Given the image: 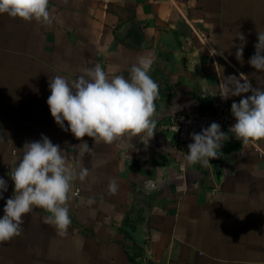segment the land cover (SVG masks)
<instances>
[{"label":"crops","instance_id":"1","mask_svg":"<svg viewBox=\"0 0 264 264\" xmlns=\"http://www.w3.org/2000/svg\"><path fill=\"white\" fill-rule=\"evenodd\" d=\"M49 9L50 26L0 14V178L8 186L0 218L26 142L46 136L69 164L81 163L82 141L47 105L53 76L72 80L98 63L110 77L128 78L139 57H151L149 75L160 85L156 132L123 147L85 136L90 174L73 183L68 234L37 209L23 217L20 236L0 243V264H264V139L244 144L224 132L219 157L207 166L186 161L183 170L167 124L173 114L210 111L228 76L264 88V72L248 63L264 31V0H50ZM238 32L246 37L241 60ZM142 223L151 257L131 232Z\"/></svg>","mask_w":264,"mask_h":264},{"label":"clouds","instance_id":"2","mask_svg":"<svg viewBox=\"0 0 264 264\" xmlns=\"http://www.w3.org/2000/svg\"><path fill=\"white\" fill-rule=\"evenodd\" d=\"M49 3L50 0H0V14L50 26L53 16ZM235 37L241 41L235 53L241 60L246 37L240 32ZM257 39L255 53L248 63L258 72H264V31H258ZM211 54H217L215 49L211 50ZM153 62L151 57H139L128 69V78L123 74L110 77L97 63L83 69L72 80L60 75L49 79L51 94L47 105L51 116L62 130L70 131L82 141L75 146L79 148L81 163L69 164L60 146L46 136L42 135L39 141L26 142L22 159L10 175L14 182V194L6 200L4 215L0 218V243L20 236L23 217L37 209L48 213L43 222L53 226L58 235L68 234L72 223L69 201L73 183L77 180L84 182L90 174L89 169L82 165L86 154L92 152L88 143L83 141L85 136L92 138L95 144L115 143L119 147L141 135L149 139L153 137L157 124L155 101L160 93V85L149 75ZM246 93L251 94L231 105L235 123L229 130L235 139L244 144L264 139V88H253L243 74L239 78L226 77L223 99ZM225 137L226 133L216 122L200 133H192L193 143L188 145L187 163L209 165L211 159L220 156ZM7 187V182L0 178V199H3ZM117 191V182L111 179L108 192L114 195ZM93 203L94 200L88 201L90 205Z\"/></svg>","mask_w":264,"mask_h":264},{"label":"built area","instance_id":"3","mask_svg":"<svg viewBox=\"0 0 264 264\" xmlns=\"http://www.w3.org/2000/svg\"><path fill=\"white\" fill-rule=\"evenodd\" d=\"M224 89H221L212 99L211 110L198 116H189L184 114H173L168 120V126L174 128L177 132V148L180 154V167L184 170L186 167V155L188 145L193 143L192 133H200L202 129L216 122L221 126V131L229 132L231 126L235 123V118L231 114V105L229 98L223 99L221 96ZM233 135V134H232ZM79 194L76 189L75 195Z\"/></svg>","mask_w":264,"mask_h":264},{"label":"water","instance_id":"4","mask_svg":"<svg viewBox=\"0 0 264 264\" xmlns=\"http://www.w3.org/2000/svg\"><path fill=\"white\" fill-rule=\"evenodd\" d=\"M185 48H186V46H185ZM144 225H145L144 223L138 225L137 229L134 231H131V232H132L133 236L136 238V240L146 248V250L148 251V256L151 257L150 243L148 241V236L146 235V230H145Z\"/></svg>","mask_w":264,"mask_h":264}]
</instances>
